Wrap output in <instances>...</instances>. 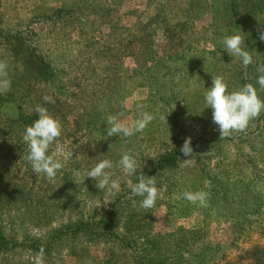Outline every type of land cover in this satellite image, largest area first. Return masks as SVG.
<instances>
[{
  "label": "rangeland",
  "instance_id": "rangeland-1",
  "mask_svg": "<svg viewBox=\"0 0 264 264\" xmlns=\"http://www.w3.org/2000/svg\"><path fill=\"white\" fill-rule=\"evenodd\" d=\"M0 238V264H264V0H0Z\"/></svg>",
  "mask_w": 264,
  "mask_h": 264
},
{
  "label": "trees",
  "instance_id": "trees-1",
  "mask_svg": "<svg viewBox=\"0 0 264 264\" xmlns=\"http://www.w3.org/2000/svg\"><path fill=\"white\" fill-rule=\"evenodd\" d=\"M164 36H165V39H173V40H175L176 39V37L175 36H172V35H169V34H164ZM177 41V40H176ZM144 44H146L145 46H143L142 48H147V50H146V52L144 53V56H143V58H142V60H143V65L145 66V67H147L146 65L148 64V63H150L151 61H154V57H153V55H152V53L153 52H151V45L153 44V40H151L150 41V44H149V42H148V40H144V42H143V45ZM141 48V49H142ZM141 49H139V51H140V54H141ZM143 49V50H144ZM122 55V58L124 59V57H126L127 55H129V54H127L126 52L124 53V52H122L121 54H120V56ZM131 55V54H130ZM133 55V54H132ZM38 65V69H37V67L35 66V68H36V71H38V73L39 74H41V75H43V78L45 79V78H50L51 76H52V73H53V66H51V63L49 62V61H46V62H42L41 64L39 63V64H37ZM174 155V153H170V154H168V155H166L164 158H162V160H161V163H168V162H171L173 159L174 160H176V158H172L171 156H173ZM169 164V163H168ZM80 226L82 225H84L83 223L82 224H79ZM2 240H1V238H0V250H2V248L3 249H5V248H7V244L6 243H2L1 242ZM257 262V264H263V262L261 261V260H257L256 261Z\"/></svg>",
  "mask_w": 264,
  "mask_h": 264
}]
</instances>
